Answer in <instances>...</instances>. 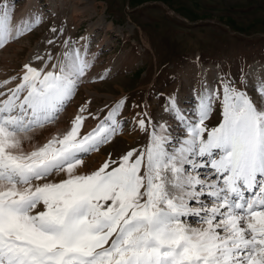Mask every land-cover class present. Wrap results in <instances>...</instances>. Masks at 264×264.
<instances>
[{
    "label": "snow or ice",
    "instance_id": "1",
    "mask_svg": "<svg viewBox=\"0 0 264 264\" xmlns=\"http://www.w3.org/2000/svg\"><path fill=\"white\" fill-rule=\"evenodd\" d=\"M11 20L0 0V48L40 22ZM63 55L51 70L25 64L19 83L0 91V264H264V79L255 101L231 83L203 88L191 116L169 97L183 139L152 125L145 148L84 173V157L122 131L124 100L85 134L81 106L66 133L24 150L91 67L78 49ZM216 103L220 120L208 128Z\"/></svg>",
    "mask_w": 264,
    "mask_h": 264
},
{
    "label": "rangeland",
    "instance_id": "2",
    "mask_svg": "<svg viewBox=\"0 0 264 264\" xmlns=\"http://www.w3.org/2000/svg\"><path fill=\"white\" fill-rule=\"evenodd\" d=\"M33 1L7 0L13 26L34 17L40 22L0 48V81L17 77L0 91L19 83L25 64L41 68L47 63L46 70H51L72 49L91 67L59 118L32 133L25 151L66 133L81 106L87 109L81 129L85 134L124 100L118 117L122 131L84 157L80 171L87 173L109 156L116 160L129 150L145 148L152 125L166 123L173 143L183 139V127L165 111L169 97L190 116L203 88L222 91L225 82L258 100L255 84L264 79V0ZM25 9L31 12L27 19L21 17ZM139 119L147 131L139 129ZM219 120L216 103L206 124L212 128ZM186 219L196 226L195 217Z\"/></svg>",
    "mask_w": 264,
    "mask_h": 264
},
{
    "label": "bare ground",
    "instance_id": "3",
    "mask_svg": "<svg viewBox=\"0 0 264 264\" xmlns=\"http://www.w3.org/2000/svg\"><path fill=\"white\" fill-rule=\"evenodd\" d=\"M33 0H28V4H30ZM34 2V1H33ZM29 8V7H28ZM31 12L27 11L26 9L22 12L21 17L27 19V17L31 16ZM178 102V101H177Z\"/></svg>",
    "mask_w": 264,
    "mask_h": 264
}]
</instances>
